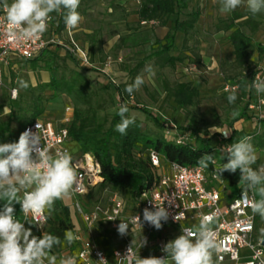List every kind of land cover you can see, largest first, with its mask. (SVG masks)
<instances>
[{
	"label": "rangeland",
	"instance_id": "1",
	"mask_svg": "<svg viewBox=\"0 0 264 264\" xmlns=\"http://www.w3.org/2000/svg\"><path fill=\"white\" fill-rule=\"evenodd\" d=\"M85 1H89V4L93 2L92 0H81V2ZM81 2L78 11L85 18L83 19L84 27L81 26V28L78 25L76 28L80 31L67 27V30L58 32L54 26L47 30L46 34L49 39H54L57 43L51 46L50 54H47L54 59L52 67H48L45 61L10 63L4 87L0 91V125L9 124L5 135V137L9 136V139L4 143L18 141L20 126L25 123L26 119L33 120L32 112L27 110L30 109L33 112L36 109L43 110L40 119L59 122L67 105H71L74 110L82 109L89 117L90 129L92 131L99 130L100 134L97 137H101L107 130H115L116 125L113 124V120L122 105L118 93L120 87L123 88L126 96L125 104L130 107L128 116L141 122V128L149 138L185 139V136L189 137L187 128L193 126L204 138L212 137V142H217V135L229 128V121L233 117L227 113V99L230 93L225 91V87L234 85L233 78L240 71L235 66L230 52L224 50L222 58L217 61L207 60L202 63L196 54L193 58L186 59L187 61L184 63H179L176 68H161L156 64L157 60L152 55L156 44L153 43L147 31L133 34L134 37L131 36L127 39L126 47H121V40L130 31V25L118 24V19L123 18L124 20L125 18L122 14V16H118V9H115L118 6L113 5L112 12H109V7L94 4L89 7L88 3L81 4ZM249 17L260 23L262 36L255 33L254 37L256 44L264 45V12L255 16L249 15ZM86 27L92 31V39L82 37L84 30L81 29ZM139 27L137 24H132L134 31H138ZM216 27H212V31H216ZM250 29V27L244 28V31L250 33ZM138 36L140 38H137ZM71 38L77 43L81 42L88 50L94 64L93 68H83L79 65L80 63L73 62L67 55L64 45L69 43ZM104 41L111 47L107 52L103 48ZM210 62L218 63L219 70L217 72L207 69ZM252 62L256 64L259 79L264 80V66H260L263 60L258 61L253 57ZM140 64H143L141 68H139ZM149 68L151 71L148 70ZM138 75L143 77L144 84L138 91H134L130 95L125 89L134 82ZM53 78L60 85L57 92L41 88V85L50 83ZM164 81L171 84L176 82L193 83L200 91L199 103L185 111L173 100H165ZM15 89L18 92L16 98L11 94ZM250 101H258L259 104H254V108H249V113L264 115V93L257 94L254 89ZM88 103L91 104V109ZM156 121L159 122V125L156 124ZM116 133L118 134L117 131ZM113 141H116V138ZM251 142L256 148H260L264 143V132L261 131L259 137L252 139ZM72 146L74 147V144ZM259 164V161H256L252 167L258 170ZM167 165L166 162L163 163L164 168ZM167 169L169 171V168ZM240 186H235L233 190L237 192ZM113 193L110 186L101 187L87 206L93 207L97 203L104 205ZM64 208H68L70 212L72 226L69 230L74 234L81 232L84 237H87L85 224L77 211L76 200L72 195L68 194L55 202L50 219L53 221ZM15 209V214H20V210ZM17 220L23 222L20 216L17 217ZM258 228L264 231V219H259ZM173 229L166 228L164 230ZM90 235L93 239L101 240L109 246L118 244L120 239L105 225H99L93 229ZM170 235L173 238L178 236L176 232ZM139 240V237L133 238L134 243H138ZM69 248L70 245L66 243L63 249L66 251ZM61 254H53L57 257L58 262L62 258Z\"/></svg>",
	"mask_w": 264,
	"mask_h": 264
},
{
	"label": "built area",
	"instance_id": "2",
	"mask_svg": "<svg viewBox=\"0 0 264 264\" xmlns=\"http://www.w3.org/2000/svg\"><path fill=\"white\" fill-rule=\"evenodd\" d=\"M52 21L51 17L48 21V28ZM46 33L47 31L39 38L17 40L11 34V26L7 23L3 9L1 10L0 91L5 83L6 67L12 60H34L52 45L57 44L54 39H49ZM64 48L81 66L87 69L94 67L89 52L74 39L71 38ZM256 79H259V76ZM237 89L236 85L225 87L228 93L235 92ZM11 94L16 98L17 89ZM250 108H254V104H251ZM65 114L64 126L60 129H56L52 123L43 119L20 129V134L27 129L36 132L38 123L44 147L53 154L68 151L73 158L77 181L70 193L76 200L77 211L83 219L88 235L84 237L83 233H76V241L70 245L69 249L66 251L63 249L60 252L62 258L75 256L77 264H97V260L102 255L108 264H129L128 259L122 258L125 257L130 247L131 254L136 257H148L144 255V252L150 248H155V256L163 257L166 254L162 248L170 238L168 234H163L164 229L174 228L171 233L176 232L180 235L183 228L195 230L203 216L211 215L213 217L212 227L221 245L220 250L213 253L214 264H264L262 237H259L257 233V214H254L250 207V201L256 197L250 192L248 201L242 199V190L239 188L235 192L234 187H229L222 174L221 177L217 174L216 169L220 167L217 164L211 172L202 166L190 167L178 163H167L168 165L164 168L161 156L156 152H151L150 161L153 167L158 169L159 174L151 189L144 192L135 202H130L128 197L121 192H114L106 204L97 203L93 207H88L87 205L97 190L105 182L102 176V166L92 153L80 151L78 155L72 154L68 145L71 140L68 125L72 121L74 108L67 107ZM220 134L221 138L226 141L231 136V130L225 129ZM224 134H228L227 137ZM189 141V137L186 136L185 139L177 140L179 144ZM225 146H221V151ZM155 204L164 207L169 214L168 219L161 222L162 227L159 230L143 219L144 209L154 211ZM18 216L22 218L24 224L31 222L41 234L46 232L47 212L40 217H33L25 216L20 211V214H16V219ZM121 220L129 225L127 234L120 235L123 239V246L109 253L90 234L99 225H105L111 232L118 233L117 227ZM138 237L139 242L134 243L133 238ZM144 240L146 244H142ZM57 264H59L58 261Z\"/></svg>",
	"mask_w": 264,
	"mask_h": 264
},
{
	"label": "clouds",
	"instance_id": "3",
	"mask_svg": "<svg viewBox=\"0 0 264 264\" xmlns=\"http://www.w3.org/2000/svg\"><path fill=\"white\" fill-rule=\"evenodd\" d=\"M81 0H0V8L5 13L7 23L11 26V34L17 40H30L42 36L48 28L52 13H62L66 27L78 26L81 15L78 11ZM220 11L230 13L241 5L247 7L253 16L264 12V0H218ZM151 71V69H148ZM144 84L142 76L125 89L130 95L138 91ZM255 89L257 94L264 93V80L253 81L249 90ZM237 99L235 93L228 96L229 103ZM127 105H120L117 115L120 122L115 130L122 136L127 135L135 118L128 116ZM37 131H23L18 141L0 143V200L5 201L0 209V264H57V257L52 254L54 247L61 244L59 237L44 232L42 236L33 234L31 228L25 227L16 219L15 204L25 215L40 217L47 212L51 214L57 200L68 195L77 181V172L73 166L72 155L68 151L49 152L42 144ZM226 137L228 134H224ZM227 155V162L216 169L221 177L224 172L236 173L239 170V183L243 185L241 198L248 201L251 192L259 199L250 201L254 214L264 218V167L254 169L257 156L250 137H242L237 142L226 145L222 150ZM207 168L215 165L214 155L204 154L197 162ZM156 205V204H155ZM164 207L155 210L145 208L143 219L157 230L162 221L168 219ZM139 221V217H137ZM213 217L205 215L200 219L195 230L183 228L181 234L168 241L162 248L163 257H136L131 254V247L122 259L129 264H214L213 253L220 250L221 245L216 239L212 227ZM128 224L121 220L117 227L118 234H127ZM77 236L66 230L64 241L73 244ZM146 244V240L142 241ZM141 244V246H142ZM119 257V253H117ZM59 264H77L75 256H67L59 260ZM97 264H108L101 255Z\"/></svg>",
	"mask_w": 264,
	"mask_h": 264
},
{
	"label": "trees",
	"instance_id": "4",
	"mask_svg": "<svg viewBox=\"0 0 264 264\" xmlns=\"http://www.w3.org/2000/svg\"><path fill=\"white\" fill-rule=\"evenodd\" d=\"M187 8L188 0H141L140 9L137 12L140 18L138 25L141 27L143 22L147 24L156 22L159 26H167L172 16L181 15ZM1 10L2 8H0V12ZM200 16L201 12L197 11L188 15L184 20H178L164 39H156L155 44L158 46V49L153 54V57L156 58V64L159 67L176 68L179 63H184L188 59V57L171 56L172 52L177 51L175 46L176 33L183 32L187 36L189 30L194 28V24L199 20ZM51 17L53 21L49 28L54 26L58 32L67 30L62 13H52ZM249 27L251 28L250 33H246L244 28ZM259 28L260 23L253 21L248 15L237 13L232 14L228 19H221L216 27L217 32L230 33L229 41L234 48V63L238 70H240L233 78L234 85L238 89L232 93L236 94L237 99L234 103H229L227 99V113L233 117L229 121L231 136L226 141L219 134L217 135V142L213 143L212 137L204 138L199 130L193 126L187 128L190 139L187 143L179 144L176 139L166 140L160 137L151 139L143 132L141 128L142 124L137 120H135V124L129 127L127 135L122 136L119 132L117 134L114 129H109L104 132L103 136L97 137L100 131H92L90 129L89 117L85 112L82 109L74 110L73 119L68 125L70 137L72 140L78 142L82 152L92 153L100 162L102 176L105 180L102 187L110 186L113 192H121L128 197L130 202H135L144 192L153 187L159 177L158 169L153 167L150 161L151 152L159 154L163 163H178L190 167L200 166L197 163L198 160L207 153L214 155L216 160L215 165L221 166L222 163L227 162V155L221 151V146L230 145L245 136L249 137L247 133L234 128L236 122L242 119H256L260 130L264 132V116L251 115L249 113L250 105L258 103L250 101L254 93V88L251 90L249 88L259 75L256 70V64L252 62L253 54L255 51L259 53V61L264 55V46H254V35ZM186 43L187 40L184 42L183 49H186ZM126 45L127 39L123 38L121 40V47ZM47 54H50L49 49L44 51L37 59L33 60L32 63L45 61L48 67H52L54 59L47 56ZM67 55L73 62L79 63L68 53ZM46 57L48 59H45ZM142 66L143 64H140L139 68ZM41 88L57 92L60 85L53 78L50 83L41 85ZM163 88L166 94L165 100H173L177 106L185 111L191 107H195L199 103L200 91L191 82H176L171 84L168 81H164ZM118 93L121 97L122 104L126 105V96L123 88L120 87ZM88 106L91 109L90 103H88ZM27 111L32 112L33 120L28 121L26 119L21 127L39 120L44 112L39 109H36L35 112L30 109ZM119 122L120 117L116 114L113 124L116 125ZM156 124L159 125V122L156 121ZM8 128L9 124L0 125V143L8 141L9 136L5 137ZM253 136L258 137L259 134L256 132ZM114 138H116V141H113ZM215 165L209 164L206 169L211 172ZM222 177L229 184V187L240 186L241 184L239 183V170L236 173L224 172L222 173ZM242 188L243 185L240 186L241 190ZM61 213H58L53 221L50 219V215H48L46 232L59 237L61 240V244L54 247L52 254H59L63 251L64 245L66 244L64 241L65 231L69 230L72 226L69 209L64 208ZM25 227L31 228L34 235L42 236L41 232L31 222H27Z\"/></svg>",
	"mask_w": 264,
	"mask_h": 264
},
{
	"label": "crops",
	"instance_id": "5",
	"mask_svg": "<svg viewBox=\"0 0 264 264\" xmlns=\"http://www.w3.org/2000/svg\"><path fill=\"white\" fill-rule=\"evenodd\" d=\"M92 1H93L92 4L91 3L89 4V1L81 2V4L88 3L89 7H90V5H93V4L99 5V6L109 7V10H108L109 12H112L111 8L113 7V5L118 6L115 8V9H118V16H120L122 14L125 17L124 20H123V18L118 19V24L121 25L122 23H125V24L130 25V31L127 32V35H129V36L126 35V37H123V38L128 39L131 36L134 37L133 34H136L138 32L140 33L141 31H147V33H149V37L153 40L154 44L156 43V39H158V40L164 39L166 37V35L169 33L170 29L174 27L175 23L178 20H184L188 17V15H190L194 12L200 11L201 16H200L199 20L194 24V28L189 30L187 36L183 32H177L176 33L175 46L177 48V51L174 53L172 52L171 56L181 57V58H184V57H188V58L192 57L193 58V56L197 54L198 59L200 61H202V63L207 61V60H212V61L216 60L217 61V59L222 58V52L224 50H226L227 52H230L233 60H235L234 55H233L234 48H233L231 42L229 41L230 33L212 31V27L217 26L221 19L230 18L232 16V14H234V13L242 14V15H248V16L252 15L249 13L247 7L244 5H241L236 10H234L230 13H222L219 10L220 5L218 3V0H188V8L186 10H184L181 15L172 16L170 18V21H169L167 26H164V27L159 26L156 22H155L156 24H154L153 22H151L149 24L143 22L141 24V28H139L138 31H134L132 28V24L138 25L140 22V18L138 16L137 12L139 11L140 6H141V0H111V1L92 0ZM84 18H85V16L82 15L81 16L82 21H80V24H78L80 27L81 26L84 27L83 26V23H84L83 19ZM76 28L77 27L74 28L75 31H80ZM81 30H84L83 31L84 33H82L83 38L87 39V37H88V39H92V31L88 27H86L85 29H81ZM260 31L261 30L259 28V30L256 32V34L258 33V36H262L261 35L262 32H260ZM78 36H80V35H78ZM137 38H140V37L138 36ZM185 40H187L186 49H183ZM255 40L256 39L254 37V46L255 47H257L258 45H261V43L256 44L257 42ZM220 41H222V42H220ZM78 44H80L85 50H87L82 45L81 42H78ZM103 44H104L103 45L104 51L105 52L109 51V49L111 48L109 46V44L106 43V41H104ZM262 46H264V45L262 44ZM124 47H126V46H124ZM155 48L156 49L153 51L152 55L155 54V52L158 49V46L156 45ZM253 57L257 58V60L259 61V53L257 51L254 52ZM261 60H263V63L262 62L261 63L258 62V63H260V66H264V55L261 57ZM18 61H27V60H17L16 59V60H12L10 63L12 64V62H18ZM32 61L33 60L29 61V63H32ZM185 61H187V60H185ZM10 63H9V65H10ZM9 65L6 67V70H5V78L7 76V70H8ZM207 69H209V71L217 72L219 70L218 63L217 62H214V63L210 62L207 65ZM69 106L72 107L71 105H67L65 107L61 121H59V122H53L50 120H45V121L52 123V125H54V127L56 129H60L61 127L64 126V120L66 117L65 110ZM251 115H258V114H251ZM234 128L238 131H243V132L247 133L249 135V137L251 138V140L259 137V136L258 137L253 136L254 134H256L257 131H258L257 134L261 133L259 124H258L256 119H252V120L242 119V120H240L234 124ZM20 129H21V126L19 128V135H20ZM227 129H229V128H227ZM72 144H74V147L72 146ZM252 144L254 145V143H252ZM68 145H69L73 155H78V153L81 151V146L78 144V142H76L72 139L70 140ZM261 146H263V147H261ZM261 146H260V148H256V146L254 145L256 156H257L256 161H259V163H260L259 169L261 167H264V143H262ZM69 195H71V193H69ZM255 197H256V199H259L258 196H255ZM4 202L5 201L0 200V209H2ZM15 208L19 209V204H17L15 206ZM15 211H16V209H15ZM260 218H261V216L259 214H257V233H258V236L262 237V239H263L264 231H262L258 228ZM262 219H264V218H262ZM171 232H172L171 230L163 231V234L169 235V237H170L169 241L174 239L172 237V235H170ZM116 234L118 235V237L120 239H119L118 244H116L114 246H109L108 244L103 243L101 240H97V242L99 243V245L103 249H105L107 252L111 253L113 251V249L121 248L123 246L122 237L118 233H116ZM155 254H156L155 248L147 249V251L144 252V255H146L148 257L149 256H155Z\"/></svg>",
	"mask_w": 264,
	"mask_h": 264
},
{
	"label": "water",
	"instance_id": "6",
	"mask_svg": "<svg viewBox=\"0 0 264 264\" xmlns=\"http://www.w3.org/2000/svg\"><path fill=\"white\" fill-rule=\"evenodd\" d=\"M262 245L264 246V237H263V239H262Z\"/></svg>",
	"mask_w": 264,
	"mask_h": 264
}]
</instances>
